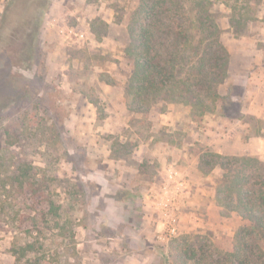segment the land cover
Wrapping results in <instances>:
<instances>
[{"label": "rangeland", "instance_id": "rangeland-1", "mask_svg": "<svg viewBox=\"0 0 264 264\" xmlns=\"http://www.w3.org/2000/svg\"><path fill=\"white\" fill-rule=\"evenodd\" d=\"M35 3L0 0V264H175L171 246L191 235L232 249L249 222L236 212L225 216L216 200L222 170L204 174L200 157L217 151L223 130L256 137V147L264 141V0H212L209 18L229 54V74L215 110L203 115L162 99L143 111L129 108L124 41L139 0H51L40 25ZM101 21L106 32L98 38ZM62 28L84 37L66 41ZM19 158L46 177L68 231L54 226L44 215L48 203L28 189L17 199ZM170 168L188 183L178 195L164 190L175 183ZM66 179L89 184L76 196ZM191 182L205 184L217 210L207 211L202 192L189 203ZM172 212L177 230L168 236ZM147 214L153 218L142 224ZM109 220L133 224L139 238L130 245L124 227Z\"/></svg>", "mask_w": 264, "mask_h": 264}, {"label": "trees", "instance_id": "trees-1", "mask_svg": "<svg viewBox=\"0 0 264 264\" xmlns=\"http://www.w3.org/2000/svg\"><path fill=\"white\" fill-rule=\"evenodd\" d=\"M50 1L35 0L30 8L40 12L33 17L38 25ZM225 2L228 5L229 0ZM211 4L212 0H139V7L129 14L128 37L124 41L127 57L132 62V73L126 84L130 109L143 111L162 99L189 104L195 115L215 110L222 98L219 88L229 74V54L220 41L219 27L210 22ZM100 24L104 26L95 24L93 29L98 38L103 37L107 26L103 21ZM196 36L199 41L192 51ZM19 160L17 165L22 167L17 170L20 182L15 187L17 199L24 188L28 189L33 198L48 203L49 210L44 215H50L54 226L68 231L69 224H60L65 210L54 198L46 177L29 171L25 162ZM200 162L204 174L216 167L222 170L216 200L226 209L225 216L236 212L249 223L239 228L235 244L229 250L196 235H191V239L188 236L177 239L171 246L174 263L264 264V160L254 154H222L206 149ZM66 182L72 185L76 196L77 189L81 191L89 184V181L72 179ZM95 197L93 193L91 198ZM66 214L71 222L70 211Z\"/></svg>", "mask_w": 264, "mask_h": 264}, {"label": "crops", "instance_id": "crops-1", "mask_svg": "<svg viewBox=\"0 0 264 264\" xmlns=\"http://www.w3.org/2000/svg\"><path fill=\"white\" fill-rule=\"evenodd\" d=\"M235 126L238 127L237 124H235ZM234 130H235L234 132H232L230 130L228 131V129L220 131L219 140L217 141V143L215 145V148L217 149L218 152H220L222 154H235V155L245 154V153H250V154L256 153L261 158H264V141L263 140L260 139L261 140V146L260 147H262V148L256 147L255 145H253L254 140H257L256 137L252 136L248 140H244L242 132L238 131L237 128ZM194 184H195V182H193V183L191 182V184H190L191 190L193 189L195 191V193H194V191L191 192V197L189 199V203L192 202L193 204H195L194 199H193L194 196L196 194H198V192H202L201 193L202 201L206 200L205 204L207 207V211L217 210V208H216L217 205L214 203V201L210 200L208 198V196L206 195L207 193L205 190L206 189L205 184L202 185L201 183L200 184L197 183L198 185L195 186L196 190L194 189ZM187 185H188V183H187ZM205 195L207 196V199H205V197H204ZM148 206H150V204H148ZM152 218H153V216L151 214H149V215L147 214V215H145L144 218H142L140 220H141L142 224H146L147 222H151ZM109 222H110L109 225L114 226L115 228H118L120 226L124 227V232L130 241V245H131V242L134 241V239L139 238L140 232L137 230V228H135L133 226V224L132 225H121L120 221L112 222L110 220H109ZM159 224L160 223L156 224L157 228H160ZM155 229H156V227H155ZM150 247H152V246H150ZM150 247H147V248L149 249Z\"/></svg>", "mask_w": 264, "mask_h": 264}, {"label": "built area", "instance_id": "built-area-1", "mask_svg": "<svg viewBox=\"0 0 264 264\" xmlns=\"http://www.w3.org/2000/svg\"><path fill=\"white\" fill-rule=\"evenodd\" d=\"M62 31V36L66 41H72L73 43L76 42L74 41V36H76V38L81 39L84 37V33L83 32H78L75 31L73 28L70 29H61ZM76 39V40H78ZM170 176L172 179H174L173 183L174 185L172 186V184L170 185H166L164 190L167 193L169 190H171L172 188H174L173 190L175 191V195H178L179 192L186 186V181L182 178H177L178 176V172L176 171V169L174 170L173 168H170ZM171 205H175L176 204V199H173L172 202H170ZM169 203H166V207H168ZM176 222H177V217L175 216V213L172 212V214L169 216V220L166 221L167 223V231H168V236L171 234H175L177 227H176ZM162 238V236H161Z\"/></svg>", "mask_w": 264, "mask_h": 264}]
</instances>
